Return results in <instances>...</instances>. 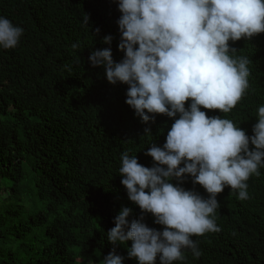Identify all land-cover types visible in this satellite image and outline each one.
<instances>
[{
	"label": "trees",
	"instance_id": "trees-1",
	"mask_svg": "<svg viewBox=\"0 0 264 264\" xmlns=\"http://www.w3.org/2000/svg\"><path fill=\"white\" fill-rule=\"evenodd\" d=\"M0 16L23 28L15 48H0V264H103L109 252L137 264L127 258L131 241L107 240L114 217L127 207L129 221L143 215L148 227L163 226L128 199L121 155L151 168L145 152L163 146L179 114L142 122L125 103L128 85L109 84L104 68L88 62L92 51L109 47L114 62L124 57L116 0H0ZM228 43L232 55L249 58V88L229 113L201 110L251 136L264 105V33ZM259 171L247 181L249 199L229 187L217 194L220 231L191 237L200 256L184 249L185 259L173 264H264ZM180 186L208 196L191 177Z\"/></svg>",
	"mask_w": 264,
	"mask_h": 264
},
{
	"label": "clouds",
	"instance_id": "clouds-1",
	"mask_svg": "<svg viewBox=\"0 0 264 264\" xmlns=\"http://www.w3.org/2000/svg\"><path fill=\"white\" fill-rule=\"evenodd\" d=\"M116 3L121 13L118 49L124 57L114 62L109 47L92 51L88 62L104 68L109 84L128 85L125 103L142 122L154 119L149 114L179 118L163 146L152 145L145 152L155 162L151 168L127 152L119 168L128 199L142 213H150L162 230L148 227L143 215L129 221L131 209L124 207L114 217L107 240L114 246L131 241L127 258L137 264L183 261L184 249L198 258L191 237L220 231L215 222L217 194L229 187L237 190L238 199H249L247 181L264 167V105L257 109L251 136L232 120L201 110L229 113L249 88V58L232 55L237 50L228 42L264 33V0ZM22 34V27L0 16V48H15ZM111 39L105 36L102 43L110 44ZM185 176L200 185L207 198L181 187ZM124 259L109 252L103 264H123Z\"/></svg>",
	"mask_w": 264,
	"mask_h": 264
}]
</instances>
